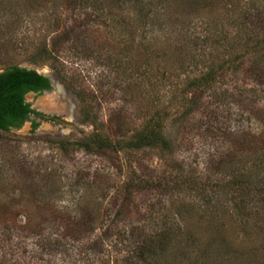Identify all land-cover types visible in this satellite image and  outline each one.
<instances>
[{
  "label": "rangeland",
  "instance_id": "1",
  "mask_svg": "<svg viewBox=\"0 0 264 264\" xmlns=\"http://www.w3.org/2000/svg\"><path fill=\"white\" fill-rule=\"evenodd\" d=\"M11 64L52 88L25 95L48 116L37 127L0 130V264H140L127 231L164 226L194 233L210 264H264L263 222L231 206L264 150V0H0ZM214 66L185 114L188 82ZM155 117L168 150L60 142L125 140ZM246 191L264 212V169Z\"/></svg>",
  "mask_w": 264,
  "mask_h": 264
},
{
  "label": "trees",
  "instance_id": "2",
  "mask_svg": "<svg viewBox=\"0 0 264 264\" xmlns=\"http://www.w3.org/2000/svg\"><path fill=\"white\" fill-rule=\"evenodd\" d=\"M255 36L258 37L259 35ZM249 39L248 37L247 40ZM256 44L253 43L252 45L255 46ZM215 67L217 66L208 67L205 72H201L198 77L188 82L191 94L182 97L185 114L194 112L201 105L199 104V94L216 80L215 77L218 74ZM50 88L49 78L35 69L11 64L0 70V130L8 131L11 128L21 127L30 118L31 113L40 115V112L30 107V103L25 100V95L29 91ZM91 121L94 122V120ZM162 124L163 122L155 117V120L150 121V124L143 127L140 132L134 133L133 136L125 140L113 139L108 134L95 132L75 141L63 139L60 142H62V145H79V147L94 153H105L107 151L118 153L120 150L143 147L168 150L171 147V142L165 137ZM36 125H38V122L33 121V128ZM256 153V158L261 161L256 167V164L253 165L252 168H255V170H248V173H238L240 177H237L236 180L233 179L235 186L232 191L236 193L232 198L235 203L231 206H234V210L241 216V220H244L242 222L244 226L250 225L257 228V225H260L259 222H263L261 226H264V212L261 210L254 213L246 211L244 198V196L249 195V191L247 192L246 189L251 179L257 175V171L264 169V150L262 149L261 152L257 151ZM235 175L237 176V173ZM186 181L185 184H191L190 180ZM202 189L204 190L205 187H202ZM262 207L264 209V205ZM247 217L248 220H246ZM174 227L164 226L150 232L141 230L140 232L132 231L130 233V231H127L130 234V241L135 242L131 250L132 253L135 252V258L138 259V262L140 264H164V261L167 264H210V259L205 251L202 253L200 250L199 256L197 254L198 250L196 252L197 236L187 229ZM100 237L104 239L102 235ZM180 242L182 243L180 248L175 251L173 246Z\"/></svg>",
  "mask_w": 264,
  "mask_h": 264
},
{
  "label": "flooded vegetation",
  "instance_id": "3",
  "mask_svg": "<svg viewBox=\"0 0 264 264\" xmlns=\"http://www.w3.org/2000/svg\"><path fill=\"white\" fill-rule=\"evenodd\" d=\"M44 75V74H43ZM49 81H50V79H49ZM50 85H51V88H52V84H51V82H50ZM50 88V89H51ZM50 89H44V90H38V91H33L34 93H42V92H44V91H48V90H50ZM30 92V91H29ZM27 94V93H26ZM25 100H26V98H25ZM27 101V100H26ZM27 102H29V101H27ZM30 103V102H29ZM30 107L31 108H33L32 106H31V103H30ZM34 109V108H33ZM36 110V109H35ZM38 111V110H37ZM38 112H40V111H38ZM30 118L27 120V121H30L31 122V124H32V122L33 121H36V122H38V125L40 124L39 123V120H36V118H39L40 120H44V119H46L47 117H46V115L45 114H43V113H41L40 112V115H35V114H33V113H31L30 115ZM32 116H33V118H32ZM26 122V121H25ZM24 122V123H25ZM38 125H36L35 127H37ZM34 127V128H35Z\"/></svg>",
  "mask_w": 264,
  "mask_h": 264
},
{
  "label": "water",
  "instance_id": "4",
  "mask_svg": "<svg viewBox=\"0 0 264 264\" xmlns=\"http://www.w3.org/2000/svg\"><path fill=\"white\" fill-rule=\"evenodd\" d=\"M30 92H33V91H30ZM34 93V92H33Z\"/></svg>",
  "mask_w": 264,
  "mask_h": 264
}]
</instances>
